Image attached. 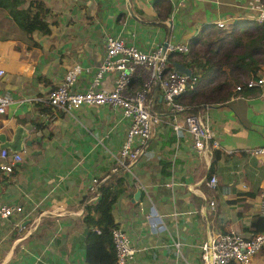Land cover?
Wrapping results in <instances>:
<instances>
[{
  "label": "crops",
  "instance_id": "crops-1",
  "mask_svg": "<svg viewBox=\"0 0 264 264\" xmlns=\"http://www.w3.org/2000/svg\"><path fill=\"white\" fill-rule=\"evenodd\" d=\"M42 1L50 10V31L27 35L26 0H0V68L4 70L0 95L9 99L0 113V131L8 139L15 126L26 129L21 160L10 173L0 171V200L20 205L25 212L0 220V264L82 263V209L94 202L95 198L89 202L86 198L89 179L95 175L103 179L121 174L124 189L111 211L132 241L145 246L139 264H193L197 242L209 233L252 234L250 221L264 217V154L250 152L264 144V66L263 83L256 86L259 93L234 95L225 104L202 111L220 145L210 156L196 159L189 140L162 123L152 155L145 153L117 173L108 170L109 153H117L126 122L116 110L83 105L69 113L43 112L39 105L43 102L35 98L46 94L73 66L99 65L105 34H119L125 42L146 47L147 40L130 38L124 22L129 16L146 23L142 29L153 31L155 39L186 43L202 29L213 30L217 20L228 24L253 20L258 4L170 0L168 17L159 19L151 6L145 12L143 5L149 0ZM104 77L96 89L111 88L112 73ZM87 80V75H78L75 87L83 89ZM157 101L162 110L158 97ZM211 174L216 177L214 187L207 184ZM135 178L143 189L135 185ZM171 179L173 184L167 185ZM153 209L163 215L166 230L154 232L146 222ZM169 235H176L178 251L170 245ZM263 247L247 264H264Z\"/></svg>",
  "mask_w": 264,
  "mask_h": 264
},
{
  "label": "built area",
  "instance_id": "built-area-1",
  "mask_svg": "<svg viewBox=\"0 0 264 264\" xmlns=\"http://www.w3.org/2000/svg\"><path fill=\"white\" fill-rule=\"evenodd\" d=\"M254 2L258 4V8L253 20L261 22L264 20V3L261 4L259 0ZM215 26L226 30L229 28L228 23L221 20L215 21ZM129 35L133 40L136 37L138 41L147 40L146 47H142V43L125 42L119 34H105L99 65L93 69L73 66L61 81L50 87L46 94L35 99L47 104L52 112L55 110L69 113L83 105L108 106L116 110L126 126L117 153H109L112 158V163L108 165L110 172L117 173L120 168H126L151 151L149 143L155 140L162 123L170 126L174 134H183L189 140L190 152L196 159L210 156L220 145L211 130L208 118L201 111L188 110L175 101L180 93L193 86L195 78L193 75L189 78L172 66L167 67V55L171 52L186 53V43H172L158 37L155 39L154 35L146 34L143 29H131ZM164 41L167 44L162 51ZM108 73L113 75L111 88L96 89L95 85ZM80 74L88 76L83 89L75 87ZM3 75L4 70L0 68V78ZM262 83L261 77L242 80V85L246 87L261 86ZM240 88L241 85H234L232 90ZM157 97L162 104L161 111L152 109ZM8 100L6 96L0 95V113L4 112ZM223 151L227 155L231 153L230 150ZM251 151L264 154V144ZM20 160V152L0 149V171L10 173ZM100 178L99 175L90 177L86 202L96 198L98 183L104 179ZM134 183L137 187L144 188L136 178ZM166 184H173L172 179ZM207 184L215 186L214 174L208 176ZM209 204L212 206V202ZM21 212H24L22 206L10 205L0 200V220ZM162 217L163 215L153 209L146 215L145 220L152 231L161 232L166 230ZM174 237L176 235H169L170 245L177 247L178 251L179 242ZM111 240L114 264H139L138 259L145 246L133 242L129 233L120 226L111 230ZM196 246L198 253L195 258L198 264H247L264 246V232L249 235H242L234 230L213 232L197 242Z\"/></svg>",
  "mask_w": 264,
  "mask_h": 264
},
{
  "label": "trees",
  "instance_id": "trees-1",
  "mask_svg": "<svg viewBox=\"0 0 264 264\" xmlns=\"http://www.w3.org/2000/svg\"><path fill=\"white\" fill-rule=\"evenodd\" d=\"M259 1L264 3V0ZM151 8L159 19L167 18L171 11V1L153 0ZM24 12L23 29L27 35L33 31L49 33L47 17L50 10L42 0H26ZM206 27L209 29V26ZM214 27L207 33L202 29L189 38L186 53L171 52L167 55L168 68L175 61L181 62L191 69L195 78L193 86L175 98L176 102L191 111L223 105L234 95L259 93L258 87L243 86L242 80L262 75L264 20L234 21L229 23L228 30ZM234 85H241V88L231 90ZM39 105L41 111H48L47 104ZM152 109L161 111L157 99ZM161 173L167 172L161 170ZM122 184L121 176H107L98 183L94 202L84 205V264H114L111 230L118 224L114 221L111 210L116 198L123 192ZM249 227L253 233L264 232V217L251 220Z\"/></svg>",
  "mask_w": 264,
  "mask_h": 264
},
{
  "label": "water",
  "instance_id": "water-1",
  "mask_svg": "<svg viewBox=\"0 0 264 264\" xmlns=\"http://www.w3.org/2000/svg\"><path fill=\"white\" fill-rule=\"evenodd\" d=\"M166 44H167V41H164L162 51L164 50V46H166ZM172 67L173 69L186 74L189 78L192 76L191 69L185 66L181 62H176V61L173 62ZM25 136H26V129L19 125L14 127L13 132L10 138L8 139L6 138L5 133L0 131V149L7 148L10 151H14V152L22 151L24 148V143L22 142V140H23V137ZM26 143H28V141H26ZM137 194L138 192L136 191L134 193V198H136Z\"/></svg>",
  "mask_w": 264,
  "mask_h": 264
},
{
  "label": "rangeland",
  "instance_id": "rangeland-1",
  "mask_svg": "<svg viewBox=\"0 0 264 264\" xmlns=\"http://www.w3.org/2000/svg\"><path fill=\"white\" fill-rule=\"evenodd\" d=\"M152 1L153 0H149L148 1V3H146V4H144L143 5V7H144V10H145V12H148V9L150 8V6H151V4H152ZM109 7V6H108ZM126 12V11H125ZM127 13V12H126ZM125 24H126V26H127V28L128 29H135L136 31H139V30H142V28H143V26H145L146 25V23H144V22H142V21H139V20H136L135 18H133V17H130L129 16V19L128 18H126L125 19ZM144 32H146V34H148V35H152L153 34V31H151L150 29H144ZM138 33V32H137ZM205 110V108H203L202 110H201V112L202 111H204ZM153 144H154V141H150V143H149V147L152 149L153 148ZM99 149H102L101 147H98V150ZM152 151H148V152H146V155L148 154H151L152 155V153H151ZM97 154V156H99L100 155V152L99 153H96ZM141 159V158H140ZM115 175H121V174H119V173H117V174H115ZM259 251V250H258ZM257 253V252H256ZM255 253V254H256ZM254 254V255H255ZM192 263L193 264H198V261L197 260H192Z\"/></svg>",
  "mask_w": 264,
  "mask_h": 264
},
{
  "label": "clouds",
  "instance_id": "clouds-1",
  "mask_svg": "<svg viewBox=\"0 0 264 264\" xmlns=\"http://www.w3.org/2000/svg\"><path fill=\"white\" fill-rule=\"evenodd\" d=\"M214 25H215V24H214ZM228 26H229V24H228ZM228 29H229V28H228ZM228 29H227V30H228Z\"/></svg>",
  "mask_w": 264,
  "mask_h": 264
}]
</instances>
